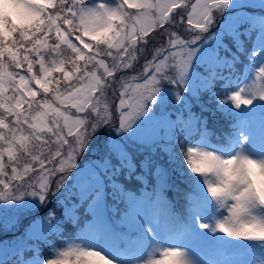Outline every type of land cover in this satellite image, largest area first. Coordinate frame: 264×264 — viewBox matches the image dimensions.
<instances>
[{
    "label": "snow or ice",
    "instance_id": "obj_1",
    "mask_svg": "<svg viewBox=\"0 0 264 264\" xmlns=\"http://www.w3.org/2000/svg\"><path fill=\"white\" fill-rule=\"evenodd\" d=\"M15 2L19 22L0 29V202L31 210L53 195L63 212L0 242L4 255L63 237L77 213L88 223L50 245L54 259L17 264H250L264 253V0ZM141 56L140 77L117 78ZM216 112L232 126L213 142Z\"/></svg>",
    "mask_w": 264,
    "mask_h": 264
},
{
    "label": "trees",
    "instance_id": "obj_2",
    "mask_svg": "<svg viewBox=\"0 0 264 264\" xmlns=\"http://www.w3.org/2000/svg\"><path fill=\"white\" fill-rule=\"evenodd\" d=\"M95 0H86V3H92ZM115 3H118L119 0H114ZM258 11V10H257ZM173 87V86H172ZM175 88V87H173ZM223 99V96L221 97ZM178 104V103H177ZM180 105L178 104L177 107L174 109H170L172 112H176L179 109ZM193 112L199 114V108L196 105H193ZM205 116H209V113H204ZM232 122L228 118L227 114L224 112H216L214 116H210L209 118V130L211 132H214L215 135L213 137L214 141H218L219 139H222L223 136L231 129ZM87 162V161H86ZM87 164V163H86ZM85 163H80L79 166L84 167L86 166ZM175 183H180L179 181H175ZM180 187L182 189L186 188V185L180 184ZM65 196L67 193L64 194ZM167 198L170 200L174 205H179L182 209L184 205V199L182 193H178L175 189L169 190L167 193ZM57 199H63V197H57L55 201L52 203L47 201L44 205V209L42 213H47L49 209H52L56 212L57 217L61 216L63 209L60 207H57ZM71 203V202H69ZM176 207V206H175ZM77 215L80 217L79 220V226L77 224L73 223L69 227L65 228L63 237L56 236V237H49V240L47 242H39V244L36 247V250H31L29 247H25L21 255H15L12 252L7 256L4 257L3 260L6 261V264H17V261L20 259H31L37 254H39L42 258H47L51 256L52 249L50 248V245L54 244L57 249L62 247V240H67L71 237H73L76 233L79 232L80 228H83L85 224L88 223V217H85L82 213H77ZM41 216L36 217V220L39 219ZM33 223V219L27 224L26 229H29L30 225ZM12 235V234H11ZM15 236V235H12ZM6 242H9V237H3ZM36 241H28L29 245L36 244ZM261 254L250 256L249 262L250 264H264V255L262 258H260ZM253 262V263H252Z\"/></svg>",
    "mask_w": 264,
    "mask_h": 264
},
{
    "label": "rangeland",
    "instance_id": "obj_3",
    "mask_svg": "<svg viewBox=\"0 0 264 264\" xmlns=\"http://www.w3.org/2000/svg\"><path fill=\"white\" fill-rule=\"evenodd\" d=\"M94 2L95 3H101V2H105V0H95ZM92 3H90V5ZM211 30L214 31L215 30V26ZM153 39L155 40L156 38L154 37ZM152 47H153V45L150 44L149 45V50ZM145 58H150V57L141 56L139 61L134 64V68L133 69L125 70L123 73H118L117 74V78H119L120 75H124L125 77H128V78H130V77H132L134 75L140 77V75H141V73L143 71V67L142 66H143ZM54 75H56V74H54ZM136 82H142V81L140 79H138ZM165 86H167V85H165ZM173 87H175V86H173ZM118 89H119V86L117 85V90ZM111 99L112 98L110 97V100ZM177 106H178V104H170L169 105V110L170 109H174ZM242 107H250V106L242 105ZM71 111H72L73 114H75V110L74 109H72ZM103 140H104V138H103V136H101L98 141L94 142L93 147L94 148L102 147ZM95 158H96V155L93 152L86 153L84 156H81L80 160L78 161V164H80V163H82V164L85 163L86 164L89 160H94ZM30 190L31 189H29V191ZM56 198H57L56 196L49 195L47 201L52 203L53 201L56 200ZM25 199L26 200H31V199H34V198H32L30 196H26ZM15 203L18 204V203H21V202L20 201H16ZM45 203L42 204L38 208H34V209H31V210L18 211L16 208L12 207L10 203L0 202V220H2L3 218L7 217V218H13L16 221L15 227L10 228L9 230H4L2 227H0V242H6V240H4L3 237H9V239H10L9 242H17L21 236H24L27 224H29V222L32 219H33V221H35L36 217H39L40 215H45L46 214V213H42L43 210H45L44 209ZM49 210H52V209H49ZM55 214H56V212H55ZM56 216H57V214H56ZM11 234L15 235V236H12ZM25 239H27V238H25ZM9 247L11 248L12 245H9ZM257 251H254V253H256V255H257ZM11 252L12 251L9 250L8 254L4 255L3 250L0 249V259H3L4 257H7ZM262 257H263V255L261 253L260 258H262ZM47 258L54 259L55 257L51 255V256H49ZM202 258L203 259H212L213 257L208 255L207 253H205V254L202 255ZM31 259H28V260H31Z\"/></svg>",
    "mask_w": 264,
    "mask_h": 264
},
{
    "label": "clouds",
    "instance_id": "obj_4",
    "mask_svg": "<svg viewBox=\"0 0 264 264\" xmlns=\"http://www.w3.org/2000/svg\"><path fill=\"white\" fill-rule=\"evenodd\" d=\"M21 6L15 0H0V29L3 28V18L11 16L14 22H19L17 13Z\"/></svg>",
    "mask_w": 264,
    "mask_h": 264
}]
</instances>
